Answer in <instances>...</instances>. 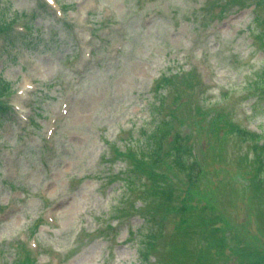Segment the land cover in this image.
<instances>
[{
	"label": "rangeland",
	"instance_id": "374dc122",
	"mask_svg": "<svg viewBox=\"0 0 264 264\" xmlns=\"http://www.w3.org/2000/svg\"><path fill=\"white\" fill-rule=\"evenodd\" d=\"M0 20V264H140L147 234L149 264H264V0H0ZM169 116L192 177L175 136L142 160Z\"/></svg>",
	"mask_w": 264,
	"mask_h": 264
},
{
	"label": "trees",
	"instance_id": "16d2710c",
	"mask_svg": "<svg viewBox=\"0 0 264 264\" xmlns=\"http://www.w3.org/2000/svg\"><path fill=\"white\" fill-rule=\"evenodd\" d=\"M12 22V21H11ZM11 22L1 21L0 20V31L6 30L10 27ZM2 84L0 86V94L1 92L6 89L4 87L5 84ZM256 87L258 89L264 90V69L260 72V75L258 77V80L256 81ZM3 94H1L2 96ZM1 98V97H0ZM9 108L2 102H0V115L6 114L7 110ZM175 125L174 120L172 116H169V118L164 119L162 121H159L157 125L155 126L154 130L149 133V141L146 150L141 155L142 160H148L150 162V169L152 170L155 167H159L161 164L165 163L166 161V155L167 153L164 152L165 148V142L170 139L172 136H175L174 140V164L177 168L180 170H188L190 173V176H194L196 172L195 163L192 161V155L194 157V152L192 151V147H185L183 143L180 141V138L178 137V134L175 132ZM238 134H244L247 138L253 139L257 142V144H260L262 141V136L252 133V132H242L241 129H236ZM177 138V139H176ZM258 150L262 152L260 154V179L259 184H262L264 182V144L260 145L258 147ZM166 151V150H165ZM140 162V161H139ZM143 164V162H141ZM161 194L166 198L169 199L172 195V190L169 187L166 188H160ZM185 213V211H184ZM160 233V232H159ZM224 237V236H223ZM155 236L151 234H147L145 237L141 239V248H140V264H149L150 257H151V251L155 250V244L154 240ZM221 240H224L221 238ZM218 244V243H217ZM218 247L217 245H215ZM224 243L220 244V249L224 248ZM239 253L242 252V250L238 251ZM246 254L243 253V256ZM248 261H251L249 259ZM31 262L26 260V264H30ZM251 263V262H250Z\"/></svg>",
	"mask_w": 264,
	"mask_h": 264
},
{
	"label": "bare ground",
	"instance_id": "6f19581e",
	"mask_svg": "<svg viewBox=\"0 0 264 264\" xmlns=\"http://www.w3.org/2000/svg\"><path fill=\"white\" fill-rule=\"evenodd\" d=\"M27 87L23 85V89H26Z\"/></svg>",
	"mask_w": 264,
	"mask_h": 264
}]
</instances>
